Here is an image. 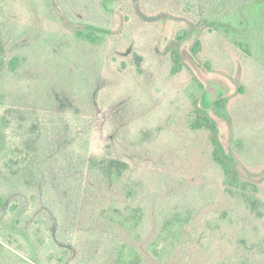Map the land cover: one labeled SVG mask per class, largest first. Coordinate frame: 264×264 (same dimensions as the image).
<instances>
[{
    "label": "rangeland",
    "instance_id": "374dc122",
    "mask_svg": "<svg viewBox=\"0 0 264 264\" xmlns=\"http://www.w3.org/2000/svg\"><path fill=\"white\" fill-rule=\"evenodd\" d=\"M248 1L0 0V264H112L115 241L137 264H264V5ZM197 113L256 192L223 184ZM90 158L128 168L106 185ZM112 204L142 214L134 232L96 219Z\"/></svg>",
    "mask_w": 264,
    "mask_h": 264
},
{
    "label": "trees",
    "instance_id": "16d2710c",
    "mask_svg": "<svg viewBox=\"0 0 264 264\" xmlns=\"http://www.w3.org/2000/svg\"><path fill=\"white\" fill-rule=\"evenodd\" d=\"M247 3H251L254 5L263 4L264 0H249ZM198 44V42L196 43ZM195 44V46H196ZM240 48L244 52L247 51V46L244 43L240 44ZM173 58V72L179 70L180 65L178 63L179 56L178 53ZM194 89H196V94H202V85L199 87L195 84ZM216 104H219L217 102ZM189 128L194 131L198 130H207L210 132V143H211V156L214 164L220 170L223 184L228 188L237 187L241 188L243 191H252L253 193L257 191L256 185L253 183H249L242 179L239 171L236 166L227 159L224 149L217 137V125L213 119L207 116L205 113H197L195 117L188 121ZM236 140V139H235ZM241 143V141L236 140ZM89 168H93L98 175H101L106 185H113L118 183L120 178L123 176L124 172L128 168V164L124 161H121L116 158L109 159L106 162L94 163L90 158L87 163ZM97 220H101V222L106 223L107 226H117L121 229H127L131 232H134L140 225L142 221V214L138 211H130L129 213H125L123 209L120 207L114 206L107 209H103L99 211L96 215ZM182 222L181 218H177L176 220L168 221L165 230L158 233V235L151 241L149 245L150 249L154 252V257L160 260H167L170 255V248H165L161 250V252L157 251L156 246L162 243L163 236L168 232L172 234L173 241L170 242V246H175L176 241L179 240V235L182 232ZM111 248V257L112 264H137V261L141 258V253L130 243L126 241H115L109 243Z\"/></svg>",
    "mask_w": 264,
    "mask_h": 264
}]
</instances>
